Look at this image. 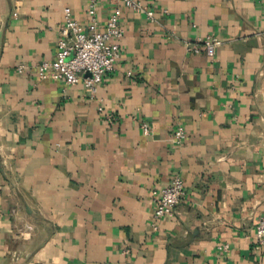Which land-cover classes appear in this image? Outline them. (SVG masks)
I'll use <instances>...</instances> for the list:
<instances>
[{"label":"crops","instance_id":"1","mask_svg":"<svg viewBox=\"0 0 264 264\" xmlns=\"http://www.w3.org/2000/svg\"><path fill=\"white\" fill-rule=\"evenodd\" d=\"M88 1L0 0V264H264V0L123 5L94 99L36 73ZM207 36L214 58L191 49ZM175 174L185 195L155 229Z\"/></svg>","mask_w":264,"mask_h":264},{"label":"built area","instance_id":"2","mask_svg":"<svg viewBox=\"0 0 264 264\" xmlns=\"http://www.w3.org/2000/svg\"><path fill=\"white\" fill-rule=\"evenodd\" d=\"M103 0H89L86 13L88 23L78 21L71 10L64 9V21L59 28L60 38L57 43V53L53 59L43 60L36 67L39 79L61 80L66 85L82 82L89 98L97 97L99 87L105 75L112 71L121 55L120 40L124 35L121 24L122 6H128L137 12L147 11L140 0H110L111 8L105 23L99 18V8ZM222 41L216 36H207L201 44L192 47L194 52H205L214 58ZM16 70L24 73L26 66L20 64ZM102 109V107H100ZM145 131H148L144 125ZM176 139L181 142L187 134L182 125L175 130ZM186 185L179 174L172 176L170 181L160 187L153 196L154 209L152 212V226L159 228V222L166 216H174L176 208L185 195ZM254 238L264 246V216L255 228ZM228 245L220 246L226 249Z\"/></svg>","mask_w":264,"mask_h":264}]
</instances>
